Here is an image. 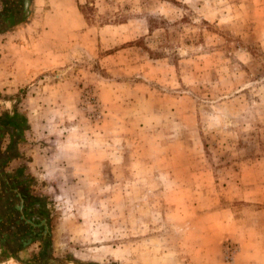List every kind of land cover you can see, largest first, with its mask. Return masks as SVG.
Segmentation results:
<instances>
[{
    "label": "rangeland",
    "instance_id": "1",
    "mask_svg": "<svg viewBox=\"0 0 264 264\" xmlns=\"http://www.w3.org/2000/svg\"><path fill=\"white\" fill-rule=\"evenodd\" d=\"M2 8L0 264H264V0Z\"/></svg>",
    "mask_w": 264,
    "mask_h": 264
},
{
    "label": "flooded vegetation",
    "instance_id": "2",
    "mask_svg": "<svg viewBox=\"0 0 264 264\" xmlns=\"http://www.w3.org/2000/svg\"><path fill=\"white\" fill-rule=\"evenodd\" d=\"M17 174H18V172H17ZM13 186H15V185H13ZM13 190H15V189H13ZM11 194H12V192H11ZM7 196H10V195H7ZM15 197H17L19 200V204L17 205V207H16V205H13V207H12L15 211V215L17 214L18 217H20V219H23V221H21L22 225L25 224L26 226H28L29 228L32 229L33 225L31 224V222L28 221V219L24 218V215H27V213L29 212L30 201H29L28 197L26 196V194L24 192H21V191L20 192L16 191ZM7 201H8V199L5 200V197H4V199L0 200V209L2 212V215L0 216V224H2V226L5 225L4 223L6 222L8 216L13 213V209L11 208V206L8 205L9 202H7ZM44 229H46V226L44 227ZM5 234H10V233L6 232Z\"/></svg>",
    "mask_w": 264,
    "mask_h": 264
},
{
    "label": "crops",
    "instance_id": "3",
    "mask_svg": "<svg viewBox=\"0 0 264 264\" xmlns=\"http://www.w3.org/2000/svg\"><path fill=\"white\" fill-rule=\"evenodd\" d=\"M22 1H23V5H24L22 16H25V14H27V6L25 7V0H22ZM31 1L32 0H29V2H31ZM1 2L4 5V9L2 8V10H1L3 18H6V16H8L12 12V10H14L19 5V0H11L10 3H9L10 4L9 7H8V4H7V2H8L7 0H1ZM8 30L9 29L4 30L3 32H6Z\"/></svg>",
    "mask_w": 264,
    "mask_h": 264
},
{
    "label": "trees",
    "instance_id": "4",
    "mask_svg": "<svg viewBox=\"0 0 264 264\" xmlns=\"http://www.w3.org/2000/svg\"><path fill=\"white\" fill-rule=\"evenodd\" d=\"M22 13H23V10H21V7L19 5L14 10H12V12L8 16H6V18L4 19L5 23H7V22L13 23V24L11 23L12 25L11 24L8 25L7 27L11 28L15 24L20 23L21 18H22ZM13 136H15V135H13Z\"/></svg>",
    "mask_w": 264,
    "mask_h": 264
},
{
    "label": "water",
    "instance_id": "5",
    "mask_svg": "<svg viewBox=\"0 0 264 264\" xmlns=\"http://www.w3.org/2000/svg\"><path fill=\"white\" fill-rule=\"evenodd\" d=\"M28 3H29V0H25V7L27 6Z\"/></svg>",
    "mask_w": 264,
    "mask_h": 264
}]
</instances>
